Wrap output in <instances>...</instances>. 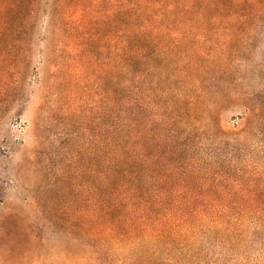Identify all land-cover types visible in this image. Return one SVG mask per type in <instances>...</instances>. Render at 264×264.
Wrapping results in <instances>:
<instances>
[{
    "label": "trees",
    "instance_id": "16d2710c",
    "mask_svg": "<svg viewBox=\"0 0 264 264\" xmlns=\"http://www.w3.org/2000/svg\"><path fill=\"white\" fill-rule=\"evenodd\" d=\"M85 1L99 0L54 2L47 18L51 40L39 53L53 69L50 76L73 74L94 56L76 13ZM39 2L0 0V67L16 78L30 60ZM113 2H120L122 47L110 57L113 78L94 88V213L80 227L88 258L217 264L223 255L249 257L250 242L264 256V163L240 157L248 140L264 142V83L254 95L243 78H233V64L256 30H264V0ZM82 79L47 82L59 97L82 100ZM230 107L242 126L223 130L219 116ZM204 135L212 142L206 148L198 146Z\"/></svg>",
    "mask_w": 264,
    "mask_h": 264
},
{
    "label": "rangeland",
    "instance_id": "374dc122",
    "mask_svg": "<svg viewBox=\"0 0 264 264\" xmlns=\"http://www.w3.org/2000/svg\"><path fill=\"white\" fill-rule=\"evenodd\" d=\"M54 2H39L23 78L12 76L8 66L0 67V264H96L88 258V236L80 227L90 224L94 213L90 161L94 88L113 78L110 57L122 47L121 7L117 2L116 11L113 0H99L94 6L85 1L86 7L78 9L94 56L86 66L63 77L50 76L52 67L39 57L51 40L47 18ZM81 51L85 54L86 49ZM240 55L233 64V78H243L256 95L264 83V30H256L252 46ZM48 78H83L87 93L82 100L69 94L59 97L57 89L48 86ZM117 78H122L120 70ZM235 111L230 107L220 113L223 130L242 126ZM101 112L106 120L104 104ZM206 137L198 138V146L211 145ZM259 139L245 142L248 148L240 155L241 162L264 163V142ZM193 148L197 149L196 140ZM246 253L249 257L232 259L222 254L224 258L216 263L264 264L256 242L249 243Z\"/></svg>",
    "mask_w": 264,
    "mask_h": 264
}]
</instances>
